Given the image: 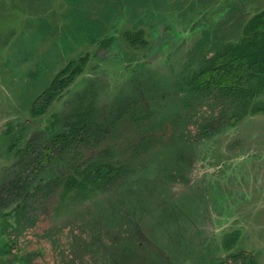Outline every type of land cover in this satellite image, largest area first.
<instances>
[{
	"label": "rangeland",
	"instance_id": "obj_1",
	"mask_svg": "<svg viewBox=\"0 0 264 264\" xmlns=\"http://www.w3.org/2000/svg\"><path fill=\"white\" fill-rule=\"evenodd\" d=\"M262 11L264 0H0V185L13 168L8 127L26 126L28 138L49 136L52 115L64 116L82 92L94 90L101 108L128 94L165 109V123L141 132L120 124L123 143L149 132L152 147L142 160H126L136 166L133 178L93 203L54 221L56 198L1 211L0 264H127L128 257L182 264L170 252L185 256L179 246L189 242L217 246L204 264H264V114L196 141L173 87L188 63L238 42ZM79 21L97 35H85ZM139 32L144 46L130 43ZM103 40L111 42L105 51ZM85 56L69 89L32 117L34 98L69 61ZM210 108L206 103L203 115ZM230 231H238V244L224 250L220 240Z\"/></svg>",
	"mask_w": 264,
	"mask_h": 264
},
{
	"label": "trees",
	"instance_id": "obj_2",
	"mask_svg": "<svg viewBox=\"0 0 264 264\" xmlns=\"http://www.w3.org/2000/svg\"><path fill=\"white\" fill-rule=\"evenodd\" d=\"M79 24L88 37L97 35L95 26ZM137 42L145 45L141 32L130 37L132 45ZM110 43L103 40L100 48L105 51ZM87 61V56L69 61L28 105L31 116L43 115L53 101L60 99L82 74ZM192 65L188 63V71L183 69L173 87L182 110L187 112V126L197 131L196 141L210 139L225 124L235 127L246 116L264 114V11L244 25L238 42L220 45L210 55H202L190 69ZM93 91L80 93L64 116L52 115L46 128L49 136L38 133L28 138L26 126L8 127L4 134L11 137L8 153L13 168L9 179L0 185V212L19 202L39 204L56 198L50 208V220L54 221L69 217L71 212L134 177L136 166L126 160H142L154 136L139 133L123 143L118 139V128L125 120L133 124L135 132L156 121L165 123V109L149 97L143 96L144 100L138 102L128 94L116 96L109 106L101 108ZM206 103L212 107L208 116L201 112ZM117 157H124V161ZM206 188L211 194L212 187ZM237 240L238 231L224 233L220 247L230 250ZM192 245L189 242L187 248L179 246L186 251L185 256L176 250L170 253L177 255L182 264H204L218 250L211 243L195 248ZM128 259L127 264L138 263L133 257Z\"/></svg>",
	"mask_w": 264,
	"mask_h": 264
},
{
	"label": "flooded vegetation",
	"instance_id": "obj_3",
	"mask_svg": "<svg viewBox=\"0 0 264 264\" xmlns=\"http://www.w3.org/2000/svg\"><path fill=\"white\" fill-rule=\"evenodd\" d=\"M238 237H239V233H238ZM237 244H238V240H237V243H235L234 246L230 250H232Z\"/></svg>",
	"mask_w": 264,
	"mask_h": 264
}]
</instances>
